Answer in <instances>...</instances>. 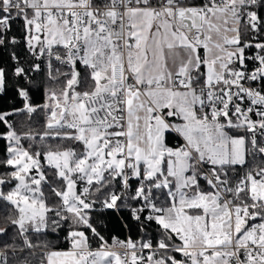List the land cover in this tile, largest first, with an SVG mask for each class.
<instances>
[{
	"label": "snow or ice",
	"instance_id": "6c2138e0",
	"mask_svg": "<svg viewBox=\"0 0 264 264\" xmlns=\"http://www.w3.org/2000/svg\"><path fill=\"white\" fill-rule=\"evenodd\" d=\"M17 21L0 264H264V0H0V46Z\"/></svg>",
	"mask_w": 264,
	"mask_h": 264
},
{
	"label": "trees",
	"instance_id": "16d2710c",
	"mask_svg": "<svg viewBox=\"0 0 264 264\" xmlns=\"http://www.w3.org/2000/svg\"><path fill=\"white\" fill-rule=\"evenodd\" d=\"M10 35H15L21 42L15 46H0V66L7 67L9 70H11V67L13 66V61L11 59L13 52H16L22 61L25 60L27 55L23 44L22 22L17 21L13 24ZM13 84L14 81L10 80L8 92L4 95H0V109L8 110L11 107L19 104L18 97H15L14 95ZM34 101L37 103H42L43 94L41 92H36L34 95ZM125 224H128L127 228L125 227ZM100 230L110 243L112 237H117L123 240L127 236H131L134 239L138 238L139 236V231L135 226V222L131 221L127 213L124 212L120 214L114 212H108L104 214L102 224L100 225ZM96 243L97 242L95 241V238H93V246H95Z\"/></svg>",
	"mask_w": 264,
	"mask_h": 264
},
{
	"label": "built area",
	"instance_id": "2783aa9c",
	"mask_svg": "<svg viewBox=\"0 0 264 264\" xmlns=\"http://www.w3.org/2000/svg\"><path fill=\"white\" fill-rule=\"evenodd\" d=\"M127 237H128V236H127ZM127 237H126V238H127ZM126 238H125V239H126Z\"/></svg>",
	"mask_w": 264,
	"mask_h": 264
}]
</instances>
